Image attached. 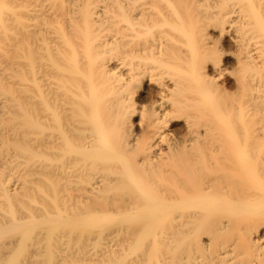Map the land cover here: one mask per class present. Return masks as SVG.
<instances>
[{
  "label": "bare ground",
  "instance_id": "bare-ground-1",
  "mask_svg": "<svg viewBox=\"0 0 264 264\" xmlns=\"http://www.w3.org/2000/svg\"><path fill=\"white\" fill-rule=\"evenodd\" d=\"M86 260L264 264V0H0V264Z\"/></svg>",
  "mask_w": 264,
  "mask_h": 264
},
{
  "label": "rangeland",
  "instance_id": "rangeland-1",
  "mask_svg": "<svg viewBox=\"0 0 264 264\" xmlns=\"http://www.w3.org/2000/svg\"><path fill=\"white\" fill-rule=\"evenodd\" d=\"M163 254V257H167V253H162ZM199 256H204V253H199L197 255H194V257H199ZM92 261V262H91ZM90 262L91 263H94V264H101L102 261L101 260H91ZM89 260H86V264H90Z\"/></svg>",
  "mask_w": 264,
  "mask_h": 264
}]
</instances>
